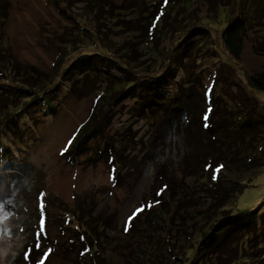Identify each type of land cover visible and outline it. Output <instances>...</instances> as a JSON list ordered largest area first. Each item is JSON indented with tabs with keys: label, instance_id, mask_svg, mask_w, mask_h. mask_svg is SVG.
Here are the masks:
<instances>
[{
	"label": "rangeland",
	"instance_id": "374dc122",
	"mask_svg": "<svg viewBox=\"0 0 264 264\" xmlns=\"http://www.w3.org/2000/svg\"><path fill=\"white\" fill-rule=\"evenodd\" d=\"M157 1L114 0L111 9L108 5L97 12V18L90 0H9L0 21V53L5 54L0 57V100L18 108L32 101L34 94L33 86L6 85L5 79L12 78L4 70L8 59L49 70L58 54L69 52L62 62L72 57L73 63L68 68L71 79L62 77V85L45 93L48 104H30L15 124H0V264H39L43 252L38 245L52 250L45 264H82L72 262L81 239L64 215L79 208L84 216L89 211L100 218L106 264H186L185 250L205 200L193 190L195 197L188 196L189 202L175 208L167 178L177 185L182 181L192 184L194 175L183 170V159L196 142L203 146L210 137L197 120L209 113L216 118L217 111L223 118L228 116L239 105L238 95H249L260 105L256 111L247 107L250 121L255 117L256 123H249L244 133L254 136L249 142L254 140L255 149L249 144L239 151L248 147L264 159V141L257 130L264 131V92L249 85L243 68L229 59L221 39L226 23L237 16L248 26L249 40L264 48V0H172L177 3L162 35L149 50L140 46L142 56H137L133 67L125 68L157 76L154 88L165 95L173 94L180 83L181 109L175 119L156 125V131L149 120L131 112L134 98L129 97L107 110L111 121L106 131L116 150L113 163L92 149L73 160L62 154L105 86L106 74H121L108 58L128 53L127 40L135 42L134 48L139 46L141 35L136 28L151 21ZM75 35L82 43L76 40L72 47ZM90 53L95 54L90 61L97 60V69L102 67L99 77H93L87 64L76 59ZM185 59V71L173 66ZM235 116L243 121L242 115ZM220 135L216 129L215 136L224 140ZM122 140L121 154L117 145ZM123 158L127 161L121 162ZM150 203L153 206L145 208L125 232V222L133 211ZM254 208L264 211V168L232 206L233 212ZM226 235L227 240L235 238L231 231ZM252 249L245 262L235 255L238 264H264ZM223 252L220 248L219 253Z\"/></svg>",
	"mask_w": 264,
	"mask_h": 264
},
{
	"label": "trees",
	"instance_id": "16d2710c",
	"mask_svg": "<svg viewBox=\"0 0 264 264\" xmlns=\"http://www.w3.org/2000/svg\"><path fill=\"white\" fill-rule=\"evenodd\" d=\"M175 3L177 1L173 2L172 0H167V3H165V0L154 2L153 7L157 11L155 10L152 13L151 18H149L151 21L143 22L136 28L141 35L139 46L134 48L135 42L127 40L128 53H119V55H115V58H108V61L113 62L121 70V74L118 71L106 74V79L104 78L105 86L101 93L93 99V104L86 118L75 132V138L71 146L66 152H63L69 156V159L73 160V157L92 149L103 155L108 163H113L116 160L113 139L111 136L109 137L106 131V127L111 121V117L107 115V110L126 98H134L130 108L131 112L149 120L150 126L156 131L160 123V125H164L175 119V115L181 109L179 105L180 83H178L173 94L165 95L154 88L157 76L141 75L142 72L140 71L138 73V71L131 68L129 70L125 68V66L133 67L137 61V56H142L138 52L140 46L143 45V50H149L155 38L162 35L163 28L170 21V10L175 8ZM113 4L114 0H90V5L95 9L93 14L96 13L97 18V12L104 11L103 7L108 5L111 9ZM137 5L138 3L135 4V7ZM120 7L123 8V5H120ZM8 8L9 0H0V21L4 18ZM154 13L156 14L154 15ZM226 24L221 39L222 46L229 59L243 68L251 87L264 92V48L249 40L248 26L241 18L234 16ZM141 28L144 30H141ZM81 30L83 29L81 28ZM146 31L149 32L145 33ZM76 40L82 43L81 37L75 35L71 43L72 47ZM71 45L69 46L71 47ZM0 48L2 47L0 46ZM68 54L69 52L58 54L49 70H44L28 62L20 63L17 60L10 62V59H8L4 63V70L12 76V78L7 77L5 79L6 85H12L13 82L18 85L17 87L27 88L33 86L34 94L32 101L23 102L18 108L17 105L9 107L2 98L0 100V124H15L18 115L23 112V108L30 104L40 103L41 101H47V104L50 102L45 93L52 91L53 88L56 89L58 83L62 85L60 80L62 77L65 76L68 80L71 79L72 72L68 74V68L73 63L72 57L66 61V67H64L66 62H62ZM93 55L95 54L90 53L76 59L81 61V65L87 64V68L93 77H99L102 67L97 69V60L90 61ZM4 56V53H0V57ZM151 58L153 59L154 56ZM173 66L185 71L186 59L184 62L177 60ZM72 81L75 82V77ZM47 85L49 86L47 87ZM238 99L241 103L239 102L236 108L229 111L231 114L227 113L228 116L224 118L217 111L216 118L211 115L212 113H209L207 115L208 119L205 121L203 117L201 119L200 111L201 116L199 115L200 118L197 121L206 128L205 130L209 131L210 137L208 138V144L203 146L196 142L192 146L193 149L183 159L182 163L185 165L183 170L187 175L190 173L194 175L192 184L187 186L182 181L180 185H177L175 181L167 178L170 188L169 197L175 202V208L189 202L188 196L194 198L193 190L202 194L205 200V205L196 222L197 226L194 225V233L190 244L185 250L188 253L185 257L186 264H238L235 255L238 260L241 258L245 262L252 255L251 253L249 256L246 254L250 247L253 248L252 251L255 250L254 255L259 260L257 261L264 263V211L257 208L236 212L232 210L238 194L245 186L251 184L257 174L264 168L263 157L253 154L249 151L250 148L247 147L245 151H239L243 150V145L252 144V149L255 147L254 140L249 142L254 136L246 137L244 133L250 127L249 123H256L255 112L251 114L254 120L250 121L248 108L255 107L256 111V108L260 105L249 95L246 98L243 95H238ZM235 115H242L244 123H242L243 121L238 122ZM255 128L257 127L255 126ZM216 129L220 131V138H224V140L220 141L215 136ZM257 130L262 133V141H264V131L259 128ZM193 139L197 141L198 137L193 135ZM216 144L220 146L218 149L214 147ZM117 146L122 154L123 147H125L123 140ZM204 146V149L201 148ZM232 147L234 151H232ZM123 159L121 162L127 161V159ZM217 168H220L218 173L215 171ZM64 215L67 217L66 221L69 226L78 231V236L81 239V245L74 252V257L71 258L72 262L106 264V254L101 250L100 234L103 225L100 218L95 217L89 211L85 217L83 210L80 208L66 212ZM227 231H231L235 238L227 240ZM220 248L224 249L222 254L219 253ZM77 253H81V255Z\"/></svg>",
	"mask_w": 264,
	"mask_h": 264
},
{
	"label": "snow or ice",
	"instance_id": "6c2138e0",
	"mask_svg": "<svg viewBox=\"0 0 264 264\" xmlns=\"http://www.w3.org/2000/svg\"><path fill=\"white\" fill-rule=\"evenodd\" d=\"M165 3H167V0H165ZM157 19H159V17H157ZM211 88V86H210ZM205 121L208 119L207 116L204 117ZM207 126V125H205ZM75 138V134H73V139ZM71 143H72V139H70L68 141V144L65 145L64 149L62 150V154L63 152H66L68 150V148L71 146ZM217 173L220 171V168H217L215 170ZM43 195V194H41ZM158 203V201H157ZM153 205L150 203L148 205H143L141 207H138L135 209V211H133V213L127 218L126 222H125V226H124V231L127 232L129 230V227L131 226V223L133 222V220L141 213L145 210V208L147 207H152ZM40 208L43 210L44 209V204L43 202H41L40 204ZM40 228H41V235H43L44 231H45V221L44 219L42 218L41 221H40ZM38 247H41V250L43 252V256L42 258L39 260V264H45L46 260L48 259L50 253H51V249H48V250H43V247L42 245H38ZM29 255L26 254L25 256V259H29Z\"/></svg>",
	"mask_w": 264,
	"mask_h": 264
}]
</instances>
